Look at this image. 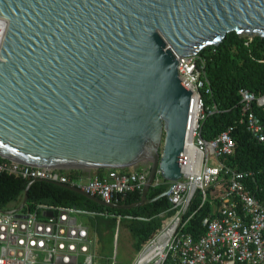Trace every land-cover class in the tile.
Returning <instances> with one entry per match:
<instances>
[{
	"label": "water",
	"instance_id": "obj_1",
	"mask_svg": "<svg viewBox=\"0 0 264 264\" xmlns=\"http://www.w3.org/2000/svg\"><path fill=\"white\" fill-rule=\"evenodd\" d=\"M0 156L60 169L150 170L181 178L190 89L178 56L218 45L229 32L264 37V0H0ZM27 183L19 206L27 201ZM51 213H47L50 216Z\"/></svg>",
	"mask_w": 264,
	"mask_h": 264
},
{
	"label": "built area",
	"instance_id": "obj_2",
	"mask_svg": "<svg viewBox=\"0 0 264 264\" xmlns=\"http://www.w3.org/2000/svg\"><path fill=\"white\" fill-rule=\"evenodd\" d=\"M7 24L0 16V47ZM176 57L179 78L192 92L181 178L168 182L157 168L153 181V185L168 184L166 197L174 213L133 264H264V201L247 188L251 172L230 168L224 162L235 149L233 126L208 140L201 133L206 117L219 111L215 102L208 104L205 99L212 94L205 60L199 55ZM239 96V123L245 125L251 139L264 142V124L253 110L254 103H264V96L257 97L246 88L239 90ZM75 170L31 166L0 156V173L76 186L108 203L141 192L150 167L132 171L110 168L102 175L70 177ZM196 197L199 205L189 213ZM206 205L209 212L201 220L204 233L196 237L187 226ZM25 208L17 212L0 208V264H79L81 258L84 264H92L94 240L77 215L93 212L39 203Z\"/></svg>",
	"mask_w": 264,
	"mask_h": 264
},
{
	"label": "trees",
	"instance_id": "obj_3",
	"mask_svg": "<svg viewBox=\"0 0 264 264\" xmlns=\"http://www.w3.org/2000/svg\"><path fill=\"white\" fill-rule=\"evenodd\" d=\"M198 55L205 60L204 70L212 92L211 95L205 96L206 102L208 104L215 102L219 108V111L208 115L202 122V136L208 140L226 127L233 126L235 149L224 162L230 168L251 172L246 178L247 188L257 199L259 198L258 200L264 201V142H255L251 139L245 125L239 123L242 106L239 90L246 88L257 97L264 96V37L255 35L250 38L232 31L227 33L218 45L207 46ZM253 110L259 114L264 124V103L262 105L254 103ZM133 169L135 168L128 171ZM70 177H82L81 170L73 171ZM29 181L18 175L0 173V208L11 209L19 206ZM167 186V183L151 186L147 198L151 200L159 196L165 189L167 190ZM140 197V191L134 192L119 203L131 204L139 201ZM199 202L200 199H195L191 203L189 213L197 208ZM37 203L75 206L93 212L94 214L89 216V228L91 234L93 232L94 236L102 241V246L106 239L110 238L109 235L114 233L116 226L123 224L131 235L137 255L164 228L174 213L173 210H169L171 204L167 197L149 201L132 209L109 208L47 181L34 182L28 190L26 208ZM167 210L169 211L165 216L160 215ZM208 212L209 207L206 205L191 219L187 230L194 236L204 233L201 220Z\"/></svg>",
	"mask_w": 264,
	"mask_h": 264
},
{
	"label": "rangeland",
	"instance_id": "obj_4",
	"mask_svg": "<svg viewBox=\"0 0 264 264\" xmlns=\"http://www.w3.org/2000/svg\"><path fill=\"white\" fill-rule=\"evenodd\" d=\"M212 161V160H211ZM213 162V161H212ZM214 163V162H213ZM148 163H140L137 167L140 169L145 168ZM88 168H85V171ZM126 170L131 168H125ZM89 214L77 215L78 222L83 225H88ZM90 227V226H89ZM94 239V257L92 264H133L137 251L133 247L132 238L127 228L123 225H117L114 233L109 235L110 238L106 239L104 246H102L100 239L91 234ZM79 264H84L82 258Z\"/></svg>",
	"mask_w": 264,
	"mask_h": 264
},
{
	"label": "crops",
	"instance_id": "obj_5",
	"mask_svg": "<svg viewBox=\"0 0 264 264\" xmlns=\"http://www.w3.org/2000/svg\"><path fill=\"white\" fill-rule=\"evenodd\" d=\"M103 171L101 172V171H99V168L98 169H89V170H86V171H83L84 172V174H85V176H83V177H85V178H87V177H91V176H94V175H102V174H104L105 172H106V170H107V168H101ZM100 169V170H101ZM81 172H82V170H81ZM26 207V204H25V206L23 207V208H25ZM16 208V207H15ZM22 208V209H23ZM12 209H14V208H11V209H6V210H12ZM21 209V210H22ZM20 211V210H19ZM92 215V214H91ZM90 215V216H91ZM88 226V225H87ZM89 227V226H88ZM89 231H90V228H89ZM90 236H91V231H90ZM92 237V236H91ZM94 240V239H93ZM95 246V245H94ZM93 251H94V248L92 247V253H93ZM93 257H94V253H93Z\"/></svg>",
	"mask_w": 264,
	"mask_h": 264
},
{
	"label": "bare ground",
	"instance_id": "obj_6",
	"mask_svg": "<svg viewBox=\"0 0 264 264\" xmlns=\"http://www.w3.org/2000/svg\"><path fill=\"white\" fill-rule=\"evenodd\" d=\"M259 115V114H258ZM256 142V141H255ZM263 143V142H262ZM255 174V173H254ZM251 175V174H250ZM251 178H253V176L251 177ZM166 190V189H165ZM252 192V191H251ZM253 194V193H252ZM196 199H199L198 197H196ZM259 199V198H258ZM190 209V208H189Z\"/></svg>",
	"mask_w": 264,
	"mask_h": 264
},
{
	"label": "flooded vegetation",
	"instance_id": "obj_7",
	"mask_svg": "<svg viewBox=\"0 0 264 264\" xmlns=\"http://www.w3.org/2000/svg\"><path fill=\"white\" fill-rule=\"evenodd\" d=\"M142 164H144V163H142Z\"/></svg>",
	"mask_w": 264,
	"mask_h": 264
}]
</instances>
